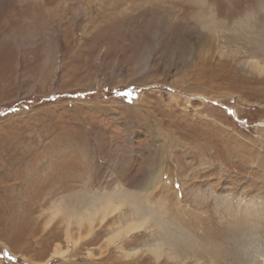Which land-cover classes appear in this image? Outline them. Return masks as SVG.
Segmentation results:
<instances>
[{"label": "rangeland", "instance_id": "374dc122", "mask_svg": "<svg viewBox=\"0 0 264 264\" xmlns=\"http://www.w3.org/2000/svg\"><path fill=\"white\" fill-rule=\"evenodd\" d=\"M263 21L264 0H0V264L264 255Z\"/></svg>", "mask_w": 264, "mask_h": 264}, {"label": "bare ground", "instance_id": "6f19581e", "mask_svg": "<svg viewBox=\"0 0 264 264\" xmlns=\"http://www.w3.org/2000/svg\"><path fill=\"white\" fill-rule=\"evenodd\" d=\"M38 1V0H37ZM263 3V2H262ZM263 23H264V21H263ZM213 24V23H212ZM244 24V23H243ZM246 24H247V22H246ZM245 24V25H246ZM217 25V24H216ZM239 25V24H238ZM245 25H243V26H245ZM248 25H249V23H248ZM250 26H253V25H250ZM249 26V27H250ZM246 28H248V27H246ZM251 29V28H250ZM244 30V29H243ZM248 30V29H247ZM242 32V31H241ZM262 32V31H261ZM208 33V32H207ZM211 33V32H210ZM239 33V32H238ZM259 34V33H258ZM237 35H239V34H237ZM236 35V36H237ZM261 35V34H260ZM234 36V35H233ZM235 36V37H236ZM247 36V35H246ZM235 37H233V38H235ZM249 37V39H251L250 38V36H248ZM247 39V38H246ZM248 40H246L245 42H247ZM254 42H258V41H254ZM252 43V42H251ZM255 44V43H254ZM256 45V44H255ZM258 45H259V49H260V53H264V39H260L259 40V44H257V47H258ZM257 49V48H256ZM247 66L249 67V68H255V69H257L259 72H261L262 71V68H261V66H259L258 65V63H256V62H253V64H247ZM5 187V186H4ZM13 187V186H12ZM124 195L126 196V201L128 202V204L131 206V208L130 209H132L131 210V213H132V216L134 215L135 217H137V218H149V219H151L156 225L158 224V225H161L160 224V219H159V213H158V211H157V209H154L155 208V206H154V208H153V206H152V204H148V201H145L138 193H134V192H125L124 193ZM128 198V199H127ZM101 202H102V200H100ZM99 201V202H100ZM98 202V203H99ZM222 203V202H221ZM223 205V204H222ZM225 205H227V204H225ZM224 205V206H225ZM223 206V207H224ZM92 207V206H91ZM90 206H86L85 208H83L81 211H77V217H75V219H77V222L79 223V225H81L82 226V224H81V222H84V221H86V222H89V221H92L93 220V217H94V215H97V214H101V215H103V216H105V214L106 213H108V212H111V209H110V203H109V201L108 202H106V203H104V204H99V206H94L93 205V207L91 208ZM226 207V206H225ZM224 207V208H225ZM91 208V209H90ZM226 209H227V207H226ZM225 209V210H226ZM232 208L230 207V210H231ZM227 211V210H226ZM229 211V210H228ZM219 212V211H218ZM230 212V211H229ZM76 213H73V215H75ZM71 216L70 215H68L67 216V219L68 220H70L71 218H70ZM104 218V217H103ZM140 218V219H141ZM237 219V218H236ZM246 219V218H245ZM248 219V218H247ZM162 220V219H161ZM243 220V219H242ZM242 220H241V223H242ZM249 220V219H248ZM244 221V220H243ZM259 221H261V220H259ZM140 223L142 222V221H139ZM246 221H244V225H246V223L247 222H249V225H251L250 224V221H247L246 223H245ZM237 223H239V222H237ZM256 224V223H255ZM141 225H142V223H141ZM163 225H164V223H163ZM234 225V224H233ZM233 225H231V226H233ZM240 225V224H239ZM249 225H247V227H245L246 228V230H247V233H245L244 234V236H246L247 235V237H248V235H249V233H252V232H255L256 230H253V226L251 225V226H249ZM260 225H262V224H260ZM230 226V227H231ZM243 226V225H242ZM244 227V226H243ZM140 228V224L138 223V222H135L134 220L132 221V222H130V223H128L126 226H124L123 228H121L122 230H124V233H126V234H128V233H132V232H135L136 230H138ZM164 228V234L160 237V243H161V245H164V243H167L168 245H172L171 243L173 242L174 244H175V240H174V238H173V236L170 234V232H169V230L167 231V229H165V226L163 227ZM231 228H233V227H231ZM120 229V231H122ZM161 229V228H160ZM162 230V229H161ZM232 230V229H231ZM263 231H264V229H263ZM165 232H167V233H169V234H167L166 233V235H165ZM233 234V233H232ZM256 234V233H255ZM255 234H252V235H255ZM179 235V234H178ZM222 235V234H221ZM224 235V234H223ZM228 235V234H227ZM230 235V234H229ZM257 235V234H256ZM260 235V234H259ZM264 235V234H263ZM251 236V235H250ZM249 236V237H250ZM262 236V235H261ZM68 239H72V242H74V244H77V240L78 239H73V238H71V237H69V235H67L66 236ZM241 237H243V235H241ZM260 237V236H259ZM227 238H228V236H227ZM251 238H253V237H251ZM258 238V236H256V239ZM225 239H226V237H225ZM234 239V238H233ZM243 239V238H242ZM262 239V238H261ZM180 240V239H179ZM235 240V239H234ZM251 240H253V239H251ZM71 241V240H70ZM210 241V240H209ZM223 241V240H222ZM230 241V240H229ZM239 241V240H238ZM243 241V240H242ZM240 242V243H236V249L238 248L237 246H239V249H237L236 251H239L237 254L236 253H232V255H235L237 258H239L242 262H244V263H246V264H264V255H263V253H262V255H253V256H250L249 255V251L248 250H250L249 249V246H248V244H246L245 245V242L243 241V242ZM261 241V240H260ZM224 242V241H223ZM234 242V241H233ZM250 242V241H249ZM257 242V241H256ZM184 243H186V245L187 246H189V240L187 239H185V242ZM226 243V242H225ZM250 243H252V242H250ZM158 244H159V242H158ZM158 244H156V246L153 248V251L156 253V252H160L161 251V247L160 246H158ZM228 244V243H227ZM226 244V245H227ZM231 244H232V241H231ZM194 245V244H193ZM205 245V244H204ZM222 245H223V243H222ZM229 245V244H228ZM184 246H182V248H183ZM234 247V245H232V247L231 248H233ZM245 247V248H244ZM189 248V247H188ZM225 248V247H224ZM223 248V249H224ZM217 249H218V247H217ZM220 249V248H219ZM261 249V248H260ZM183 250V249H182ZM234 250L235 249H233V252H234ZM194 251H196V250H194ZM226 251H227V248H226ZM229 252H230V250H228ZM190 252V251H189ZM193 252V251H192ZM223 252H224V250H223ZM171 253V252H170ZM191 253V252H190ZM197 253V252H196ZM211 254H213V252L211 253ZM192 255H193V253H192ZM222 255V254H221ZM238 255H240V256H238ZM226 256V255H225ZM196 257V256H195ZM198 257V256H197ZM234 257V256H233ZM242 257V258H241ZM171 258H173V257H171ZM200 258V257H199ZM219 258V257H218ZM230 258V257H229ZM231 258H232V256H231ZM244 259H246V261H244ZM220 260V259H219ZM227 261V260H226ZM235 261V260H234Z\"/></svg>", "mask_w": 264, "mask_h": 264}, {"label": "snow or ice", "instance_id": "6c2138e0", "mask_svg": "<svg viewBox=\"0 0 264 264\" xmlns=\"http://www.w3.org/2000/svg\"><path fill=\"white\" fill-rule=\"evenodd\" d=\"M138 239H146L145 236L141 235L140 237H137Z\"/></svg>", "mask_w": 264, "mask_h": 264}]
</instances>
